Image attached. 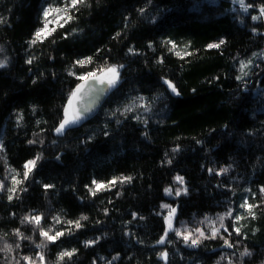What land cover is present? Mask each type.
<instances>
[{
  "label": "trees",
  "instance_id": "trees-1",
  "mask_svg": "<svg viewBox=\"0 0 264 264\" xmlns=\"http://www.w3.org/2000/svg\"><path fill=\"white\" fill-rule=\"evenodd\" d=\"M70 2L0 0V249L11 248L0 250V264H26L25 256L41 264L39 255L42 264H264L259 10L242 13L230 0H84L61 14L43 42L36 39L43 9ZM66 16L72 19L60 27ZM242 61L252 63L237 80ZM112 66L119 82L97 115L57 134L77 77H102L96 70ZM137 104L159 116L138 114ZM37 155L25 179L23 166ZM94 180L105 187L97 190ZM245 199L259 205L254 219L240 207ZM173 208L174 230L158 244ZM35 216L39 224L25 220ZM213 228L216 238H204ZM197 229L204 237L195 247L175 234L197 238ZM41 230L64 235L51 242ZM245 249L251 255L242 257Z\"/></svg>",
  "mask_w": 264,
  "mask_h": 264
},
{
  "label": "snow or ice",
  "instance_id": "snow-or-ice-1",
  "mask_svg": "<svg viewBox=\"0 0 264 264\" xmlns=\"http://www.w3.org/2000/svg\"><path fill=\"white\" fill-rule=\"evenodd\" d=\"M84 0H71L70 4H67L65 7H56V8H45L43 9V17L45 18V20L47 21V18L52 14V12L54 11L55 13L57 14H66L67 13V10L70 9V8H75L78 4H81L83 3ZM234 2H236V0H234ZM238 2L240 3V6L241 8L244 10V11H247V9L249 7H252V5H245V2L244 0H238ZM141 12L143 11V9L140 10ZM259 12H260V15L262 17H264V7H261L259 9ZM70 19H72L71 16H66V18L64 19L63 23H61L59 26L60 27H63L64 26V23H67ZM253 20H256L258 19V17L256 16H253L252 17ZM48 27V24L47 22L45 23L44 25V28H40L36 31V33L34 34L35 38L36 39H40L41 42H43V38H46V36L44 35L45 34V29H47ZM52 31H55V29L53 28L51 31L47 32V35H51V32ZM36 39H33L31 41V43H35L36 42ZM171 43V42H169ZM224 41L221 40L219 43H216V44H209L208 45V48H219L221 44H223ZM173 48H175V45H173ZM131 51V50H130ZM176 55H180L179 52L176 53ZM91 57H88L84 60H79L77 61L76 63L79 64V65H86L88 63L91 62ZM28 63H31V60L27 61ZM252 61H248L247 63L245 62H241V67H240V72H241V76H238L237 77V80H240L242 79L244 76H247L248 73L245 71L246 68L249 67V65H251ZM6 66V63L5 61H0V68H3ZM257 67H259V65H257ZM96 71H99L101 73H108V74H111L110 78L107 79V85H108V88L111 89L113 87L116 86V84L119 82V71H118V68L115 67V66H112V67H108L106 69H98ZM72 74V73H70ZM96 76V72L95 71H90L88 73H86L85 75H81V76H78L77 78L82 80V81H86L88 78H95ZM101 83H104L105 80L104 79H101L100 80ZM164 83L167 85V88L175 95H179V92L177 91L176 89V86L168 81V80H165ZM84 88V85H79L77 86V88L75 90H73V92L71 93L70 97H69V101H68V105L65 107L64 109V119L60 122L59 124V127L56 128V132L57 134H63L65 132L66 129L70 128L71 126L77 124L80 122V120L83 118L79 113V109L77 107V110L75 112H73L71 118L69 117V108H71L73 106V104L75 103V97L83 90ZM131 109H126V111H130ZM29 143H34V141H29ZM174 151H176V149H174ZM40 159V156L37 155V157L33 160H29L27 161L25 164H24V169L26 170L24 173H23V176L25 179L28 178V175L29 173L33 170V168L35 167L36 165V161ZM170 163V161H169ZM211 171V170H209ZM228 169L227 168H223L220 170V172L217 173V175L221 174V173H224V172H227ZM131 180V177H122L120 178V182H124V181H130ZM176 180L178 183H180L181 185L183 184V178L182 177H176ZM21 181L17 180L16 183L19 184ZM109 183L111 184H115L116 181L113 180V181H110ZM93 184L96 186V189L99 190L101 188H104L105 185L101 184V183H98L96 182L95 180L93 181ZM48 187H51L50 185H45V188H48ZM90 192H92L93 195H95V191H93L91 188L89 189ZM246 191H249L246 189ZM185 194H186V190H184ZM260 192L262 194H264V187H261L260 188ZM165 193L167 195H171L172 194V190L171 189H168L166 188L165 189ZM181 194V191L180 190H177L175 192V195L179 196ZM12 197L10 196L9 199H11ZM164 207H167V205H164ZM241 208H245L249 215L254 219L255 218V213L252 211L253 208H256V207H259V205H255V204H249L248 203V200L245 199L244 202L240 205ZM175 209H171L170 213H169V217H166L165 218V221H166V229H165V234L164 236H162L160 238V240L157 241L158 244H163L165 243V237L167 236L168 232L170 231H173V227H172V221L170 219V217L175 213ZM228 216H231L232 215V210L229 209L227 214ZM134 218H135V214H134ZM242 217L240 216H237L236 217V220H240ZM81 220H85L87 219V217H84L82 216L80 218ZM220 221H221V227H224L223 225V220H224V216H221L220 218ZM25 220H29V222H31L32 220H34L36 222V224H39L40 223V220H41V217L40 216H35V217H32V218H29V217H25ZM59 222V221H57ZM70 224L74 223L75 227L76 228H80L81 227V224L79 221H75V222H69ZM197 232H199V237L197 238H192L190 234H182L179 230H175V234L176 236L178 237H181L183 238L184 242L186 244H188L189 240L191 241L190 243V246H197L199 244V239L204 237V233L202 231H200L199 229L196 230ZM225 231H227V229H225ZM233 231L236 232L237 235H240L241 232H240V229L239 228H234ZM16 235L18 236H21L22 237V234L19 232V230L16 231ZM40 235L41 236H44L46 237V239L48 241H51V242H55L60 236L64 235L63 232H60V231H57L54 235H49L48 232L46 231H43L41 230L40 232ZM218 235V230L216 228H213L212 229V236L211 237H204V238H216V236ZM23 238V237H22ZM96 241H86L85 242V246H91L93 243H95ZM225 245L227 247H232L233 245L230 244L228 242V240H225L224 241ZM16 247H19V245H16ZM37 247H43V245H37ZM0 250H6V251H11V248L8 246V245H5L4 249H0ZM75 254V250H72V251H64L62 253H60L59 257H58V260H63L65 257H68V258H71L73 255ZM240 255L243 257V256H249L251 255V253L245 249V251L241 252ZM167 252H161L160 253V259H163L165 261H167ZM22 259L26 262V264H35L34 261L31 260L30 257H22ZM38 259L41 261V264L44 260V257L43 255H39L38 256ZM115 259V258H114ZM18 264V262H17Z\"/></svg>",
  "mask_w": 264,
  "mask_h": 264
},
{
  "label": "water",
  "instance_id": "water-1",
  "mask_svg": "<svg viewBox=\"0 0 264 264\" xmlns=\"http://www.w3.org/2000/svg\"><path fill=\"white\" fill-rule=\"evenodd\" d=\"M104 79L105 82L101 83L100 80ZM107 79L99 76L95 78H88L86 81H80L74 88L79 85H84L83 90L75 97V103L69 108V113L72 116L73 112L79 109V113L83 118L80 120L86 121L93 118L99 112L101 106L107 99L111 89L108 88Z\"/></svg>",
  "mask_w": 264,
  "mask_h": 264
},
{
  "label": "rangeland",
  "instance_id": "rangeland-1",
  "mask_svg": "<svg viewBox=\"0 0 264 264\" xmlns=\"http://www.w3.org/2000/svg\"><path fill=\"white\" fill-rule=\"evenodd\" d=\"M230 1H232L233 5H234V8L236 10L241 11L242 13H247L248 9H247V11H244L241 8L240 3L238 2V0H236V2H234V0H230ZM244 2H245V5H252V8L254 7L257 10H259L261 7H264L263 5H260L261 4L260 2L257 5H254L249 0H244ZM61 17H62L61 14H57V13H55L53 11L52 14L47 18V21H46L45 18L43 17V14H42V26H41V28H44V25H45L46 22L48 24L47 29H45V34L44 35H46L47 32H49L51 30V26L52 25H54L55 23H58L59 22V20H60ZM101 76L104 77L105 79H108V78H110L111 74L105 73V74H103ZM133 109L135 111H137L138 114H141V115H143V114H150L151 113L155 117H158L159 116L158 112L153 111L152 106H149V105L137 104L135 107H133ZM170 211L168 212V216L167 217H169ZM173 216H174V214L170 217V219L172 221V224H173Z\"/></svg>",
  "mask_w": 264,
  "mask_h": 264
}]
</instances>
